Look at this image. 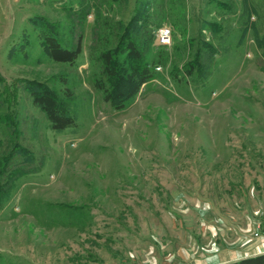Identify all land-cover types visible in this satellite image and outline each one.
I'll return each mask as SVG.
<instances>
[{"label":"rangeland","instance_id":"374dc122","mask_svg":"<svg viewBox=\"0 0 264 264\" xmlns=\"http://www.w3.org/2000/svg\"><path fill=\"white\" fill-rule=\"evenodd\" d=\"M124 33L152 71L135 92ZM49 34L80 41L73 62ZM41 85L73 124L51 126ZM196 200L264 239V0H0V264H140L150 244L187 262L204 254L189 232L211 236Z\"/></svg>","mask_w":264,"mask_h":264},{"label":"trees","instance_id":"16d2710c","mask_svg":"<svg viewBox=\"0 0 264 264\" xmlns=\"http://www.w3.org/2000/svg\"><path fill=\"white\" fill-rule=\"evenodd\" d=\"M140 17L141 19L143 18L142 13L141 15L138 13L134 15L136 20ZM121 42L124 44V59L129 63V68L127 66L129 71L125 74L123 71L120 72L118 70L119 66L115 62L113 51L106 50L101 53L104 72L112 81H114L112 83L113 90L116 91L114 97H119L120 99H122L123 95V90L120 88L121 83L124 81L123 74L125 79H130L133 74L136 76L135 79L137 84L130 92H135L141 83L145 82L152 76L151 69L148 64L143 61L141 53L133 39L124 33ZM43 43L50 56L55 60L73 62L81 50L80 41H78L73 47H66L62 45L58 37L53 34L46 35L43 38ZM121 68L123 70L126 69L124 66H121ZM31 92L33 101L44 111L53 128L63 129L74 123V117L70 114L68 109L62 105L57 99L55 93L49 87L41 85L37 89H34V86H32ZM106 97L112 98V91L107 90ZM220 264H264V251L246 255L238 259L225 261Z\"/></svg>","mask_w":264,"mask_h":264},{"label":"crops","instance_id":"0c3cea01","mask_svg":"<svg viewBox=\"0 0 264 264\" xmlns=\"http://www.w3.org/2000/svg\"><path fill=\"white\" fill-rule=\"evenodd\" d=\"M180 199H176L177 202V207L181 210L184 209V205L182 206L183 201H179ZM201 201V200H200ZM199 200H196V203L200 202ZM202 204L198 203L194 208L197 209V214L202 216L200 219V222L204 224L205 229L207 228L211 232V236L208 239V242L205 244L209 246V248H205L201 244V239L198 234L195 232L191 235L189 232V235L187 237L191 236L192 240L194 241L193 243H196L198 247H201V249L204 251L203 255H198L195 256V250L193 252L194 256H192L187 262H184L185 259L183 258L184 250L181 251L180 259L178 258L179 254L176 253V255H172L168 252L169 255L166 256L167 259H164V255L162 254L164 251H161V255L158 256V259L156 261L153 260L152 256V244L149 245L148 250L143 255L142 260L140 261V264H170L171 261H176V264H220L225 261L229 260H234L238 259L240 257L246 256V255H251L255 254L258 252H263L264 251V239L260 238H254L251 237V230L253 223L252 221H246L244 225H241L237 221H235L233 218H229L227 215L224 216L222 215L223 213L221 211L216 212L218 214H221L220 216H215L212 215L213 217L210 218L209 220H205L204 215H211V211H209V205H204L208 202L201 201ZM262 211H264V204L262 203L261 205ZM204 219V220H203ZM180 226L183 224L181 222L178 223ZM233 229L237 235L238 238L236 240H229L227 238H222V241H217L214 238V236L217 234V230H219L220 234H222V230L224 232H227V230ZM192 230L193 227H192ZM244 238V239H242ZM250 240V241H248ZM223 242V243H222ZM222 246H221V245ZM164 245V244H161ZM200 256V257H199ZM182 257V258H181ZM171 258H173L171 260ZM155 259V258H154ZM167 262V263H166ZM124 264V263H123ZM132 264V263H131Z\"/></svg>","mask_w":264,"mask_h":264},{"label":"built area","instance_id":"2783aa9c","mask_svg":"<svg viewBox=\"0 0 264 264\" xmlns=\"http://www.w3.org/2000/svg\"><path fill=\"white\" fill-rule=\"evenodd\" d=\"M170 38V28L167 26H160L157 28L155 40L157 43H166Z\"/></svg>","mask_w":264,"mask_h":264}]
</instances>
